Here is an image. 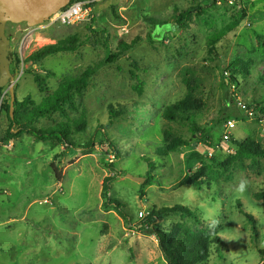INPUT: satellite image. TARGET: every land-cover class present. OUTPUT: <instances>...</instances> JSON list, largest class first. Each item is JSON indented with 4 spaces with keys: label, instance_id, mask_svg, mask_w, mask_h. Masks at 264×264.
Segmentation results:
<instances>
[{
    "label": "rangeland",
    "instance_id": "374dc122",
    "mask_svg": "<svg viewBox=\"0 0 264 264\" xmlns=\"http://www.w3.org/2000/svg\"><path fill=\"white\" fill-rule=\"evenodd\" d=\"M93 4L90 16L75 24L41 28L6 24L8 47L18 61L11 66L13 72L9 61L13 91L18 102L30 100L27 110L88 68H98L86 88L73 94L72 106L34 124L38 129L73 126L84 116L85 131H72L73 149L27 135L0 141V264H167L158 239L148 224L142 227L140 222L152 209L175 205L192 210L197 220L166 218L157 223L159 233L169 234L177 226L191 232L214 229L227 247L221 254L211 247L209 259L199 264H261L264 199L257 200L255 194L264 192V158L235 162L226 174L216 162L235 154L231 139H223L227 121L235 124L231 138H250L264 150V114H260L264 82L259 79L264 72V0H94ZM188 9L194 13L184 27L169 26ZM148 18L168 24L151 33ZM150 33L159 37L149 40ZM72 36L82 43L75 53L25 63L34 52ZM137 38L141 40L132 51L101 65L116 53L120 41L130 44ZM215 39L210 56L208 45ZM238 58H251L255 66L239 87L228 86L226 69ZM33 73L44 81V91ZM187 80L193 82L202 110L191 122L164 120V109L187 95ZM4 102L10 104L9 91L0 98V137L9 125L1 107ZM110 108L122 114L108 125ZM248 112L257 116L248 117ZM164 131L186 145L159 157L156 151L163 145ZM200 131L208 133L214 148ZM91 141L95 147L89 149ZM110 144L120 153L117 160ZM195 155L210 168L208 184L201 190L176 189L190 167L192 171L199 167ZM107 177H112L110 197L120 204L130 225L112 209H103L101 190ZM238 202L257 222L256 240Z\"/></svg>",
    "mask_w": 264,
    "mask_h": 264
},
{
    "label": "trees",
    "instance_id": "16d2710c",
    "mask_svg": "<svg viewBox=\"0 0 264 264\" xmlns=\"http://www.w3.org/2000/svg\"><path fill=\"white\" fill-rule=\"evenodd\" d=\"M92 0H74L73 2H86ZM94 6V4H90ZM194 12L192 9L183 11L182 13L175 16L172 23L169 24L170 27H184L187 21L191 18V15ZM196 13V12H195ZM198 14V13H196ZM147 21L153 26L151 31L155 32L157 26H166L168 23L160 22L154 20L153 18H148ZM93 22V20H92ZM171 30V28H169ZM148 36V39L157 38L159 36ZM141 39L137 38L133 40L130 44H126L122 41L119 42L117 46V51L112 56L105 59L101 65H107L113 62H116L118 59L123 57L127 52L132 51ZM216 39L212 40L208 45V53L210 56H214V50ZM82 43L78 42L75 36L65 38L56 42L53 45L45 46L40 50L34 52L29 56L25 63L37 64L46 57L61 54V53H75ZM264 48V45L262 46ZM7 60L11 62L10 71H14V67L11 69V66L15 65V60H13L14 55L11 51L7 52ZM18 63V61L16 60ZM255 66V62L251 58H238L232 61L226 69L228 73V80L225 82L228 86L239 87L241 80L249 77ZM98 68V67H97ZM97 68H88L84 71L81 76L78 78L67 81L50 97L45 98L41 105L35 106L32 110H27V105L30 102L29 99H24L22 102H18L16 99L14 101V111L13 118L10 116V104L3 103L1 106L3 110L6 111L8 127L4 132V135L0 137L2 143H8L14 138L21 137L22 135H27L33 138L38 142H52L61 145L66 148L73 149L75 146L71 141L72 131L79 133L83 132L86 129V120L83 116L80 120L75 122L73 126L68 124H58L55 127H50L46 129H38L34 124L40 119L49 117L55 113H64L67 106H72V97L73 94L81 92L86 88L89 79L95 74ZM133 79H138V77L133 73L129 72ZM33 79L37 84L38 88L41 91H44V81L36 73H33ZM259 79L264 82V72L259 75ZM225 82L223 83L225 85ZM193 83V82H192ZM192 83L187 80L186 85L188 89L187 95L180 101L166 107L162 113L164 120L168 122H191L195 113L202 110L201 101L195 96V89L192 86ZM135 91L141 93L140 87H134ZM4 88L0 89V98L2 97V91ZM121 111H115L110 108L109 110V123L112 124L114 118L121 115ZM260 114H264V109L260 110ZM100 129V128H99ZM107 129V127H106ZM194 130L198 131L196 127ZM200 133L205 134L203 137L204 140L207 139L208 146L214 148L215 144L212 143L210 136L206 135L204 131ZM163 145L157 149V155L159 157H166L167 155L178 151L186 145L185 140L178 136H174L170 131H164L162 134ZM231 139L232 145L235 147V154L231 158L225 160L224 162L217 163V166L222 170L223 174L228 173L230 167L235 162H242L244 159H253L256 157L264 158V150L257 144L254 140L246 138L243 141H237L233 138ZM210 140V141H209ZM89 149L95 147L94 142L91 141L87 145ZM86 148V149H88ZM110 148L114 152V158L117 160L120 156V153L115 150L110 144ZM200 160L199 167L192 171V167L189 168L188 172L182 177L178 183L175 185V188H181L183 186H190L196 190H201L205 184H208L210 179V168L208 164L200 158V156L195 155ZM52 167L55 169L54 164ZM107 167L113 170L112 165L109 164ZM56 172V169H55ZM222 174V175H223ZM219 175V174H218ZM221 175V176H222ZM229 180V178H227ZM112 177H107L104 179L101 190V197L103 198V209L109 210L112 209L121 219H123L127 225H130L131 222L125 217L122 212V208L117 201H114L110 197V183ZM150 180L147 179L145 185L148 184ZM257 200L264 199V192L255 194ZM237 209L240 214L245 217V220L251 226L252 237L256 240L257 229H256V220L253 216L247 214L243 209L242 205L238 202ZM180 216L181 218H189L197 220L196 214L188 209L187 207L175 205L172 207L162 208L155 211L152 209L148 216L140 222V225L143 227L145 224L149 225L150 230L154 233L158 239L159 247L162 252L163 258L167 264H199L205 262L209 259L211 247L215 248L218 254L227 252V247L223 244L221 239L217 235V231L214 229H208L207 232H191L186 228L177 226L173 232L169 234L159 233L157 230V223L172 217ZM258 254L260 256L261 264H264V250L258 249Z\"/></svg>",
    "mask_w": 264,
    "mask_h": 264
},
{
    "label": "water",
    "instance_id": "95a60500",
    "mask_svg": "<svg viewBox=\"0 0 264 264\" xmlns=\"http://www.w3.org/2000/svg\"><path fill=\"white\" fill-rule=\"evenodd\" d=\"M74 0H0V89L8 84L10 95V116L13 118L15 94L13 91V78L9 71L7 52L9 40L5 36L7 23L19 25L25 24L28 28H34L48 21L50 17L69 6ZM140 184L144 179L127 176Z\"/></svg>",
    "mask_w": 264,
    "mask_h": 264
},
{
    "label": "built area",
    "instance_id": "2783aa9c",
    "mask_svg": "<svg viewBox=\"0 0 264 264\" xmlns=\"http://www.w3.org/2000/svg\"><path fill=\"white\" fill-rule=\"evenodd\" d=\"M94 2V0H92ZM92 1H86V2H72L69 6L62 9L55 15L49 18L48 21L44 22L42 25L37 26V28L43 27H51L53 25L59 24V25H68V24H75L79 21H83L85 18L90 16ZM92 13V12H91ZM8 94V88L2 93V99L5 95ZM257 116L253 112H248V117ZM235 124L232 121H227L224 125V133H223V139L225 141L229 140L231 138L230 131L234 129ZM146 227V224L144 225ZM143 226V227H144Z\"/></svg>",
    "mask_w": 264,
    "mask_h": 264
},
{
    "label": "crops",
    "instance_id": "0c3cea01",
    "mask_svg": "<svg viewBox=\"0 0 264 264\" xmlns=\"http://www.w3.org/2000/svg\"><path fill=\"white\" fill-rule=\"evenodd\" d=\"M33 204H34V202H31L28 207L32 206ZM26 214H27V211L24 212V215L22 218H25Z\"/></svg>",
    "mask_w": 264,
    "mask_h": 264
}]
</instances>
